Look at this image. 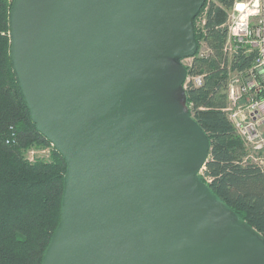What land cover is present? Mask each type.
<instances>
[{
	"label": "water",
	"instance_id": "1",
	"mask_svg": "<svg viewBox=\"0 0 264 264\" xmlns=\"http://www.w3.org/2000/svg\"><path fill=\"white\" fill-rule=\"evenodd\" d=\"M206 1L13 0L19 90L67 166L42 264H264V235L199 175L183 60Z\"/></svg>",
	"mask_w": 264,
	"mask_h": 264
},
{
	"label": "trees",
	"instance_id": "2",
	"mask_svg": "<svg viewBox=\"0 0 264 264\" xmlns=\"http://www.w3.org/2000/svg\"><path fill=\"white\" fill-rule=\"evenodd\" d=\"M0 0V264H42L60 222L66 162L54 148L51 159L30 161L25 152L51 145L31 118L10 57L9 12ZM235 0H207L195 19L198 50L187 76L201 85L184 87L191 116L208 134L211 153L200 178L245 221L264 235V165L246 158L248 149L227 116L229 70L252 66L254 54L225 50L227 11ZM204 20L198 25V18ZM202 42L208 48L201 54Z\"/></svg>",
	"mask_w": 264,
	"mask_h": 264
},
{
	"label": "built area",
	"instance_id": "3",
	"mask_svg": "<svg viewBox=\"0 0 264 264\" xmlns=\"http://www.w3.org/2000/svg\"><path fill=\"white\" fill-rule=\"evenodd\" d=\"M224 25L228 30L225 50L230 56L254 54L250 68L240 72L229 70L225 110L238 134L246 141L259 137L261 143L255 148L261 149L264 137L258 133V126L264 123V0H235ZM189 83L201 85L203 76L189 75L185 86ZM248 158L251 159L249 154ZM258 164L264 165V158Z\"/></svg>",
	"mask_w": 264,
	"mask_h": 264
},
{
	"label": "rangeland",
	"instance_id": "4",
	"mask_svg": "<svg viewBox=\"0 0 264 264\" xmlns=\"http://www.w3.org/2000/svg\"><path fill=\"white\" fill-rule=\"evenodd\" d=\"M205 13H203L199 18H198V25H200L203 20H204V15ZM227 14H228V11H227ZM228 17V16H227ZM200 52L203 53V54H206L208 52V48L206 47L205 43L202 42V47L200 49ZM229 55V54H228ZM230 56V55H229ZM231 57V56H230ZM192 61L191 57L189 58H185L183 60V63L184 64H189L190 62ZM232 75H234V71L232 72ZM227 112V111H226ZM227 116L228 118L230 119V114H228L227 112ZM232 122V120H231ZM233 124V122H232ZM234 125V124H233ZM235 126V125H234ZM258 133L260 135H262L264 137V123H261L259 126H258ZM243 139V138H242ZM244 143L248 149V154L250 156L251 159L255 160L256 162H260V160L262 158H264V147L261 148V149H256L255 148V145L257 143H261V140L258 138H255L253 139L252 141H246L244 140ZM54 146L53 145H46V146H33L29 149L26 150L25 152V156L27 159L29 160H32L35 161L37 158H42V159H47V160H50L51 159V155H52V152L54 150ZM247 158V156H246ZM249 159V158H248ZM249 159V160H251ZM251 160V161H253ZM262 164V163H261Z\"/></svg>",
	"mask_w": 264,
	"mask_h": 264
}]
</instances>
